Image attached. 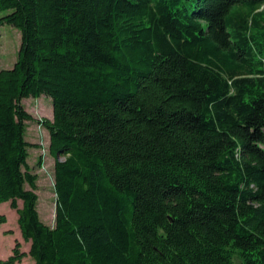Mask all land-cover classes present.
Returning <instances> with one entry per match:
<instances>
[{
    "label": "trees",
    "instance_id": "obj_1",
    "mask_svg": "<svg viewBox=\"0 0 264 264\" xmlns=\"http://www.w3.org/2000/svg\"><path fill=\"white\" fill-rule=\"evenodd\" d=\"M0 10L20 31L0 68V202L34 264H264V0ZM42 94L53 225L37 210L21 102ZM25 255L16 240L0 264Z\"/></svg>",
    "mask_w": 264,
    "mask_h": 264
},
{
    "label": "rangeland",
    "instance_id": "obj_2",
    "mask_svg": "<svg viewBox=\"0 0 264 264\" xmlns=\"http://www.w3.org/2000/svg\"><path fill=\"white\" fill-rule=\"evenodd\" d=\"M5 11L0 10V15ZM20 46V31L15 26L4 23L0 25V68L11 67L17 58ZM25 109L33 116L28 121L25 138L33 146L28 148V164L30 169L37 174V210L40 218L47 224H54L55 216V191H54V158L49 153V134L47 129L38 120L42 117H52V102L44 94L38 97H26L21 100ZM21 205V200H17ZM0 214L6 216V221L0 224V259H5L11 252L15 241L20 242V250L26 255L21 262L14 264H34L28 254L29 242L25 241L20 233L17 222V213L10 207L9 201L0 202ZM11 232H8V231Z\"/></svg>",
    "mask_w": 264,
    "mask_h": 264
}]
</instances>
